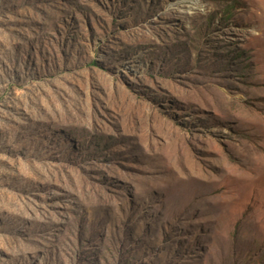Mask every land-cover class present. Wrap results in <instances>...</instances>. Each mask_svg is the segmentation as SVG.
Returning a JSON list of instances; mask_svg holds the SVG:
<instances>
[{
	"label": "rangeland",
	"instance_id": "obj_1",
	"mask_svg": "<svg viewBox=\"0 0 264 264\" xmlns=\"http://www.w3.org/2000/svg\"><path fill=\"white\" fill-rule=\"evenodd\" d=\"M0 264H264V0H0Z\"/></svg>",
	"mask_w": 264,
	"mask_h": 264
}]
</instances>
